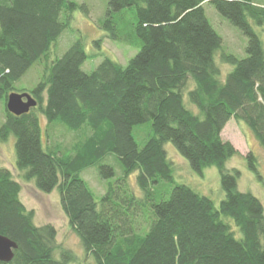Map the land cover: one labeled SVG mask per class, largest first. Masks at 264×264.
I'll return each mask as SVG.
<instances>
[{
    "label": "trees",
    "instance_id": "trees-1",
    "mask_svg": "<svg viewBox=\"0 0 264 264\" xmlns=\"http://www.w3.org/2000/svg\"><path fill=\"white\" fill-rule=\"evenodd\" d=\"M207 2L246 37L245 58L222 51ZM78 8L73 0H0V103L26 91L16 85L33 66H45L28 89L37 107L21 116L6 107L0 126V141L16 138L19 176L40 192L58 190L69 226L96 264H264V206L238 189L241 173L226 165L239 152L222 139L236 119L264 150V43L255 29L264 28V0H108L102 28L139 52L126 67L105 58L91 73L83 70L82 40L61 56L53 51ZM127 15L130 34L122 28ZM219 52L234 66L225 80ZM148 123L153 136L140 148L134 130ZM66 133L76 138L65 151L59 138ZM167 143L193 171L219 170V207L175 182ZM247 159L257 171V158ZM90 168L114 180L99 201L82 177ZM21 194L0 166V235L18 246L0 264H84L70 250L57 257V230L37 226Z\"/></svg>",
    "mask_w": 264,
    "mask_h": 264
},
{
    "label": "rangeland",
    "instance_id": "rangeland-1",
    "mask_svg": "<svg viewBox=\"0 0 264 264\" xmlns=\"http://www.w3.org/2000/svg\"><path fill=\"white\" fill-rule=\"evenodd\" d=\"M80 8L71 14L70 27L62 34L57 46L54 48L55 56L63 55L69 47L77 40H82L88 59L83 66V70L87 73L93 72L105 58H110L124 67L130 60L134 58L139 48L127 45L122 41H113L108 38L107 32L102 28V20L105 18L108 9V0H73ZM85 6V8H82ZM207 18L215 30L223 38V49L225 53L233 54L242 59L246 57L247 39L243 33L233 26L226 18L221 16L216 8L210 4H204ZM130 16H126V21L122 23V28L130 34L128 22ZM255 29L264 43V28L257 27ZM101 41V47L96 43ZM216 63L221 69L222 80L234 69V66L225 63L221 59V52L216 57ZM36 64L25 75L16 87L19 90L25 89L23 93H30L28 89L35 87L40 81L45 66L38 67ZM42 70V71H41ZM22 94V92H17ZM31 94V93H30ZM6 104L0 103V126L5 121ZM195 113L199 111L197 108H191ZM43 130H45V120L41 118ZM153 136L150 123L137 126L134 130V137L140 148L144 147L146 142ZM76 135L66 133L61 136L60 143L63 149L69 150L74 142ZM222 139L230 142L238 150L239 155L232 157L226 165L227 170L236 169L241 173L238 179V189L241 192H250L256 196L264 206V150L255 138L254 134L246 123L236 119H232L222 132ZM46 140L44 134V142ZM16 138L11 135L5 142L0 141V166L10 170L15 179L22 185L21 199L29 211L35 212V224L37 226L52 225L57 230V243L59 249L57 257L63 249L70 250L77 257L79 263L94 264V259L86 255L84 248L78 236L69 226L68 219L64 214L60 204V194L55 189L51 194L40 192L35 187L34 182H24L16 170ZM47 145V144H46ZM169 159L173 162V176L175 182L184 184L196 192L209 197L217 207L220 206L225 198V193L221 186L220 172L216 167L206 168L202 173L192 170L189 162L175 148L172 143L165 145ZM252 153L257 158V171L253 170L248 162L247 156ZM117 176H119L120 167L115 164L114 160H110ZM83 179L95 194L97 201L108 186L114 180H104L101 178L97 168L87 169L82 173ZM136 175L131 177V185L138 192L135 184ZM101 195V196H100ZM96 264V263H95Z\"/></svg>",
    "mask_w": 264,
    "mask_h": 264
},
{
    "label": "water",
    "instance_id": "water-1",
    "mask_svg": "<svg viewBox=\"0 0 264 264\" xmlns=\"http://www.w3.org/2000/svg\"><path fill=\"white\" fill-rule=\"evenodd\" d=\"M38 105L37 100L30 93H12L7 98V110L16 116L28 114ZM18 246L9 238L0 235V262L9 263L15 256Z\"/></svg>",
    "mask_w": 264,
    "mask_h": 264
}]
</instances>
